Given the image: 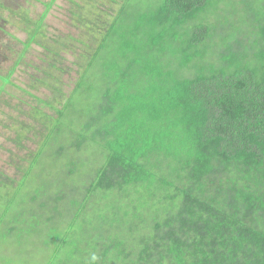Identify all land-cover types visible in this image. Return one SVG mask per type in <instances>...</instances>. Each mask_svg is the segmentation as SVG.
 Returning a JSON list of instances; mask_svg holds the SVG:
<instances>
[{"label": "trees", "instance_id": "trees-1", "mask_svg": "<svg viewBox=\"0 0 264 264\" xmlns=\"http://www.w3.org/2000/svg\"><path fill=\"white\" fill-rule=\"evenodd\" d=\"M73 3L78 48L49 47L48 12H13L26 50L51 53L52 69L61 52L83 53L72 92L59 74L38 81L55 113L32 109L46 129L39 149L20 179L0 172V252L36 245L47 264H264V0H122L112 16ZM24 58L0 76V101ZM21 130L19 150L34 129Z\"/></svg>", "mask_w": 264, "mask_h": 264}, {"label": "rangeland", "instance_id": "rangeland-1", "mask_svg": "<svg viewBox=\"0 0 264 264\" xmlns=\"http://www.w3.org/2000/svg\"><path fill=\"white\" fill-rule=\"evenodd\" d=\"M74 1L86 9L95 6L92 0ZM94 1L97 5L95 7L104 12L109 11L110 15L116 14L122 4V0H115V2H111L112 0ZM149 1L153 2L154 0ZM0 3V76H7L9 71L14 68L18 57L25 53L23 62L16 69L11 84L5 87L6 92L3 93L0 101V172L6 176L20 179L21 173L17 167L27 165L26 161L30 159V151L36 152L39 149L41 137L46 132L44 126L37 119L36 121L32 119L30 114L32 109L42 110L46 115L55 113L40 103V100H46L53 96L51 91L41 87L42 84L38 81L45 77V72L59 74L64 82L62 87L65 94L72 92L79 79L75 63L79 58L78 55L83 51L61 52L57 63L58 69H52L49 66V60L53 56L51 53L35 44L26 50L24 42L28 36L23 29L24 26L20 25V21L15 18L13 12L19 14L22 11L27 12L29 18L34 21L39 20L44 13L48 12L44 28L45 42L51 44L49 47L52 49L53 42L61 39L72 42V48L82 47L70 39H79L83 34L73 20L72 13L77 9L73 0H0ZM239 8L244 7L240 4ZM82 12L87 13V10L82 9ZM211 23H216L215 18L211 19ZM24 126H29L34 130L28 131L29 134L26 136L30 140L27 143L28 149L19 150L14 141ZM35 135L37 137H34ZM0 254V264H47L49 260L47 255H42L37 246L32 244L22 247L16 243L8 245L3 247Z\"/></svg>", "mask_w": 264, "mask_h": 264}]
</instances>
